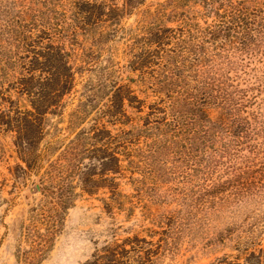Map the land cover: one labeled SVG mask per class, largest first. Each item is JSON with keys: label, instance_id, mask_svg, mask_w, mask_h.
<instances>
[{"label": "rangeland", "instance_id": "obj_1", "mask_svg": "<svg viewBox=\"0 0 264 264\" xmlns=\"http://www.w3.org/2000/svg\"><path fill=\"white\" fill-rule=\"evenodd\" d=\"M175 1L0 0L13 13L24 8L25 18L32 14L30 8L53 18L65 36L53 33L52 41L70 52L74 87L64 96L58 115L47 116V134L40 148L50 143L61 146L81 128L101 125L113 135L131 131L134 137L127 143L129 152L120 150V171L108 174L117 183L114 194L109 187H100L99 163L83 158L81 176L74 169L67 179L72 186L66 193L69 204L60 205L57 188L43 181L48 160L56 155L29 171L17 153L14 133L0 129V264H82L105 242L133 234L159 243L152 264H217L224 257L244 264L252 250L257 256L251 261L264 264V192L242 200L226 197L229 202L220 200L228 195L225 192L204 199L205 180L198 179L195 162L159 152L158 128L166 115L150 107L167 104L160 84L162 66L156 62L142 71L132 62L149 33L158 28L187 29L198 39L201 30L216 21L217 8H206L202 0L177 5ZM215 1V7H221L239 0ZM78 11L86 23L76 21ZM71 33L73 38L66 35ZM203 45L204 56L187 62V74L197 77L200 69H219L241 90L260 86L262 91L248 94L264 111V46L241 54L233 38ZM115 85L129 87L142 101L141 111L139 103L129 105L125 100L126 117L117 114L118 108L112 109L111 116ZM80 103L87 104L88 113L73 127L71 115ZM18 105L30 108L25 97L19 98ZM207 111L214 121L224 116L216 106ZM236 163L242 166L241 159ZM224 172L225 166L219 165L214 177L225 178ZM81 177L96 181L91 193L82 190ZM252 232L254 243L249 244Z\"/></svg>", "mask_w": 264, "mask_h": 264}, {"label": "trees", "instance_id": "obj_2", "mask_svg": "<svg viewBox=\"0 0 264 264\" xmlns=\"http://www.w3.org/2000/svg\"><path fill=\"white\" fill-rule=\"evenodd\" d=\"M188 1L176 0L174 4ZM202 2L206 8H217L214 11L216 21L201 30L198 39L187 29L176 32L170 27L158 28L149 33L150 37L144 41L132 66L142 71L156 62L162 66L160 84L166 91L167 104L163 101L162 107H150L152 111L166 115L161 117L158 128L161 136L157 141L159 152L195 162L198 179L202 183L205 180L204 186L201 185L204 199L225 192L228 195L220 198L223 202H229L226 197L232 201L242 200L264 192V111L260 108L261 103L255 104L256 97L248 94L254 89L262 91V87L250 86L241 90L219 69H200L197 77H192L187 74V62L204 56L205 42L222 43L233 38L237 43L235 49L241 54L253 53L263 47L264 0H239L221 7H215V0ZM15 4L14 1V7ZM3 6L0 5V37L4 38H0V129L14 133L17 153L29 171L41 168L43 159L56 155L55 159L48 160L43 181L57 188L58 204H69L70 197L66 193L72 186L67 179L74 169L81 176L80 160L83 158L99 163L100 187H109L114 194L117 183L108 174L120 171V150L129 152L126 146L133 142V133L123 131L113 135L104 125L88 130L81 128L67 143L58 147L50 143L42 150L40 145L47 134V116L58 115L64 96L74 87L75 72L70 52L52 41L53 33L65 36L53 18L41 15L42 12L35 8H30L32 14L25 18L24 8L13 13ZM80 13L75 15L76 21L86 23ZM66 35L73 38L74 33ZM113 86L110 83V87ZM114 89L110 100L111 116L114 115L112 109L118 108L117 114L126 117L125 100L129 105L139 103L137 108L141 111L142 101L129 87L120 85ZM11 92L16 99L12 98ZM21 97L26 98L30 108L18 105ZM255 105L258 107L252 108ZM209 106L221 108L224 116L212 120L207 111ZM87 113V104L80 103L71 115L72 126L80 124ZM238 159L242 166L237 165ZM219 165L225 166V178L222 175L214 177ZM80 181L82 190L91 193L89 188L95 186L92 184L96 181L86 177H81ZM149 233L154 231L149 230ZM254 237V232L247 237L249 244L254 243ZM159 248V243L152 237L148 240L138 234L127 235L105 242L82 264H152ZM256 256L252 250L244 264H255L251 260ZM217 264L240 263H230L224 257Z\"/></svg>", "mask_w": 264, "mask_h": 264}]
</instances>
